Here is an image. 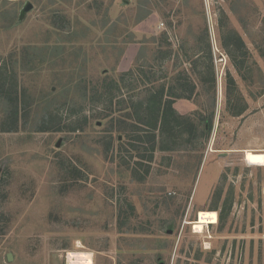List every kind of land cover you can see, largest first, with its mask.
I'll return each mask as SVG.
<instances>
[{
	"label": "rangeland",
	"instance_id": "374dc122",
	"mask_svg": "<svg viewBox=\"0 0 264 264\" xmlns=\"http://www.w3.org/2000/svg\"><path fill=\"white\" fill-rule=\"evenodd\" d=\"M234 34L246 78L221 46ZM188 81L174 107L201 134L154 152L139 103ZM77 250L264 264V0H0V264Z\"/></svg>",
	"mask_w": 264,
	"mask_h": 264
},
{
	"label": "trees",
	"instance_id": "16d2710c",
	"mask_svg": "<svg viewBox=\"0 0 264 264\" xmlns=\"http://www.w3.org/2000/svg\"><path fill=\"white\" fill-rule=\"evenodd\" d=\"M221 41L222 48L229 56L231 63L239 75L246 78V75H244L246 53L240 55L241 51L244 52L246 48L243 38L239 34L231 35V37L223 35L221 36ZM209 48L210 54H212L211 45ZM181 86L185 88V91L179 95L173 92L166 94L165 87H163L157 91L150 92L145 102L139 103V108L142 111L139 110L138 113H136V122L142 128L143 132L151 134L153 139L150 142L153 143L152 151L154 152L157 149L162 151L173 150L175 144H177L174 139L186 132H189V135L194 136V138H197L196 134H201L199 133L201 131L199 125L192 120V117L180 114L174 107L177 99L191 100L196 90V85L191 84L189 81L187 84H182ZM235 89L236 81L231 75H228L226 96L230 108L229 111L233 116L239 117L246 112L247 106L239 105L242 101V97L240 95L234 97L233 91H235ZM112 99L113 95L111 96V100ZM212 127L213 122L210 120L209 126L207 128L203 126L202 130L205 133L208 129L209 132ZM12 130L16 129L12 128ZM12 130L5 129L3 131L11 132ZM194 138L190 140L189 144L193 143ZM152 157L153 155L151 159Z\"/></svg>",
	"mask_w": 264,
	"mask_h": 264
},
{
	"label": "built area",
	"instance_id": "2783aa9c",
	"mask_svg": "<svg viewBox=\"0 0 264 264\" xmlns=\"http://www.w3.org/2000/svg\"><path fill=\"white\" fill-rule=\"evenodd\" d=\"M66 264H95L94 254L85 250L68 252Z\"/></svg>",
	"mask_w": 264,
	"mask_h": 264
},
{
	"label": "bare ground",
	"instance_id": "6f19581e",
	"mask_svg": "<svg viewBox=\"0 0 264 264\" xmlns=\"http://www.w3.org/2000/svg\"><path fill=\"white\" fill-rule=\"evenodd\" d=\"M205 229V226L203 224H196L195 225V230L198 232V233H202Z\"/></svg>",
	"mask_w": 264,
	"mask_h": 264
},
{
	"label": "water",
	"instance_id": "95a60500",
	"mask_svg": "<svg viewBox=\"0 0 264 264\" xmlns=\"http://www.w3.org/2000/svg\"><path fill=\"white\" fill-rule=\"evenodd\" d=\"M31 8H32V6L28 5L27 8H26V11H29ZM9 261H12V257L11 256H9Z\"/></svg>",
	"mask_w": 264,
	"mask_h": 264
}]
</instances>
